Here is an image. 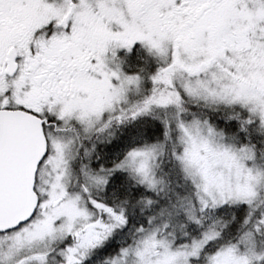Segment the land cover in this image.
Returning <instances> with one entry per match:
<instances>
[{"label":"snow or ice","instance_id":"6c2138e0","mask_svg":"<svg viewBox=\"0 0 264 264\" xmlns=\"http://www.w3.org/2000/svg\"><path fill=\"white\" fill-rule=\"evenodd\" d=\"M0 264H264V0H0Z\"/></svg>","mask_w":264,"mask_h":264}]
</instances>
